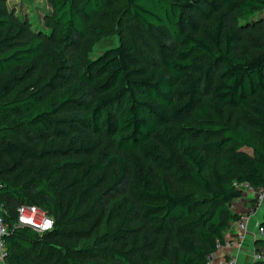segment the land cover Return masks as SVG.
Returning a JSON list of instances; mask_svg holds the SVG:
<instances>
[{
	"label": "trees",
	"instance_id": "obj_1",
	"mask_svg": "<svg viewBox=\"0 0 264 264\" xmlns=\"http://www.w3.org/2000/svg\"><path fill=\"white\" fill-rule=\"evenodd\" d=\"M49 1L65 39L73 32L85 34L96 12L110 13L104 10L106 0ZM263 10L264 0H123L124 20L130 18L150 33H168L180 49L170 55L157 37L158 60L131 41H120L95 56L77 51L75 75L55 95L56 102L43 97L45 88L55 85L54 75L46 82L39 76L28 83L30 69L45 52L44 38L33 35L0 48V129L10 120L14 127L34 132L77 129L96 136L94 145L110 137L129 156L106 154L107 161L91 165L88 172L118 162L119 171L109 184L116 189L132 161L138 175L136 198L145 201V213L157 221L152 228L155 236L140 245L126 250L97 247L142 226L132 223L135 201L122 198L109 211L110 218L120 217L119 225L80 246L82 251L95 250L100 258L80 262L67 257L62 264H205L226 242L227 230L240 217L231 207L244 193L237 184L247 181L264 193V43L254 53L239 51L241 27L259 21ZM13 28L21 31L23 21L0 0V34L6 32L8 38ZM65 105L77 111L56 115ZM194 109L199 126L174 124ZM12 143L0 130V145L9 150ZM173 146L188 164L189 183L176 184L160 172L155 184L138 155L165 165L173 161L167 154ZM25 153H19L18 162ZM84 162L74 157L53 162L45 175L37 173L18 183L3 176L7 161L0 150L6 264H40L30 252L95 210L99 197L77 215L81 206L77 199L72 216L62 220L53 202L62 168ZM23 203L45 209L54 218L53 228L39 233L18 226V206ZM260 225L264 228V215ZM256 249L264 253V237L256 241ZM253 264H264V259Z\"/></svg>",
	"mask_w": 264,
	"mask_h": 264
},
{
	"label": "rangeland",
	"instance_id": "obj_2",
	"mask_svg": "<svg viewBox=\"0 0 264 264\" xmlns=\"http://www.w3.org/2000/svg\"><path fill=\"white\" fill-rule=\"evenodd\" d=\"M4 1L5 9L23 21V28L19 32H17V28H13L8 38L6 32L0 34V48L12 43L17 44V41L27 39L33 35L45 39V52L42 57L37 58L36 65L28 73V83L36 81L39 76H44L41 82H46L54 75L55 85L45 88L44 99H53L56 102L55 95L62 91L64 84L69 79L74 77V55L77 51L95 56L120 41H131L139 47L143 54L153 60H158L157 37L164 43L170 55L180 49V45L168 33L162 34L156 30L150 33L130 18L124 20V15L120 14L123 11V0H106L104 10L110 13L96 12L94 17L88 21L86 33L73 32L71 39H65L61 33L59 25L54 20L55 13L49 0ZM258 17H260L259 21L241 27V40L239 41V51L241 53L245 51L254 53L258 44L264 43V10L260 12ZM62 65H65V67ZM15 82L17 81H12L11 84ZM75 111L77 110L65 105L58 110L56 115H66ZM228 114L226 112V115ZM229 115L234 118L233 114ZM174 124L199 126L200 121L194 109L188 115L180 117ZM0 130L13 142L9 150L0 145L2 156L7 161V169L3 176L15 178L18 183L28 180L37 173L45 175L53 162H60L73 157L77 160L84 159V164L79 167L66 164L57 177L56 196L53 202L59 209L62 220H67L72 216L73 211L76 209L77 199H79L81 205L77 210V215H80L96 197H99L93 212L66 226L65 232L57 233L48 239L47 245L40 250L35 248L30 252L31 257L38 260L40 264H62L67 257L80 262L99 259L100 256L95 250L82 251L80 246L86 243H94L99 236L119 225L120 217L110 218L109 211L112 204L119 202L122 198L135 201L137 207L132 217V223L133 225L142 226L135 231L124 232L116 240L112 239L96 246L110 245L126 250L134 245L149 241L150 238L155 236L152 228L153 225L157 224V221L151 215L145 213V201L137 199L135 195L138 175L131 160L128 175L116 189L109 188V184L113 175L119 171L120 165L118 162H114L105 169L92 173L88 172L91 165L98 162L105 163L107 161L106 154L129 156V152L121 149L113 139L102 137L101 142L94 145L97 141L96 136L77 129L66 130L65 132L51 129L34 132L22 129L20 126L14 127V123L10 120L5 121ZM84 145H89V147L84 148ZM50 148L52 150H49ZM26 150H33L34 154L25 153ZM23 152L25 153L24 160L18 162L21 160L19 153ZM167 154L172 156L173 161L165 165H160L141 155L138 156L141 166L152 171L155 184L159 181V173L163 172L174 183L188 185L189 182L185 176L188 164L181 153L176 146H173L170 151H167ZM240 198L231 205L234 211L239 212V208L242 207V199ZM257 204L258 209L256 211L258 210L259 214L263 213L264 198L257 200ZM257 225L258 222L256 228ZM250 245L251 241H249L248 246ZM134 257L137 259V256ZM106 261L114 260L106 258ZM137 263L141 264V262Z\"/></svg>",
	"mask_w": 264,
	"mask_h": 264
},
{
	"label": "built area",
	"instance_id": "obj_3",
	"mask_svg": "<svg viewBox=\"0 0 264 264\" xmlns=\"http://www.w3.org/2000/svg\"><path fill=\"white\" fill-rule=\"evenodd\" d=\"M239 187L244 189V192L252 193L256 200H262L264 198V193L262 188L258 191L247 181L240 182L237 184ZM256 193H259L256 196ZM6 212L5 205L0 203V256L4 258L6 253V247L3 241V235L7 230V225L5 223L4 214ZM240 217L236 223L237 235L233 238L228 239L224 244L228 245L233 250L227 252L215 261L214 254L211 255L209 260L205 264H238V255L245 248V243L249 236L250 222L253 217V212L250 209L245 208L239 211ZM18 226H29L39 233L51 230L54 226V218L41 206L37 204H27L23 203L18 206ZM264 237V228L258 222L257 229L255 231V238L259 239ZM252 262L264 259V253L258 251L256 248L250 251Z\"/></svg>",
	"mask_w": 264,
	"mask_h": 264
},
{
	"label": "crops",
	"instance_id": "obj_4",
	"mask_svg": "<svg viewBox=\"0 0 264 264\" xmlns=\"http://www.w3.org/2000/svg\"><path fill=\"white\" fill-rule=\"evenodd\" d=\"M258 195H259V193H256V196H258ZM240 199H242V201H241L242 207L244 209L245 208L250 209L253 212V217H252L251 222H250V230H249L250 233H249L248 239L245 243V248L242 249V251L238 255V264H253L252 258L250 255V251L254 250L256 248V241L258 240L257 238H255V231L257 229L256 223L261 221V218L263 217L264 212L259 214L258 210L256 211V209H258L257 208L258 204H257V200H256L255 196L252 193L244 192L243 196ZM236 200H234V201H236ZM242 207H240L238 211H241V209L244 210ZM236 235H237L236 223L233 222L231 224L230 228L228 229V232L225 235L226 241L230 238L235 237ZM249 241H251L250 246H248ZM231 250H233V249L226 244L219 247L218 250L216 251V253L214 254L215 261L219 260V258L221 256H223L224 254H226L227 252H229V251L231 252ZM0 264H6L5 259L2 256H0Z\"/></svg>",
	"mask_w": 264,
	"mask_h": 264
}]
</instances>
